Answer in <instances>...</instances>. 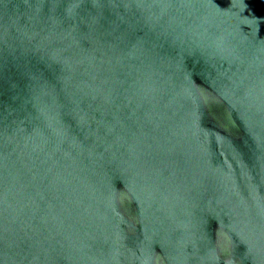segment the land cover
Listing matches in <instances>:
<instances>
[{
    "label": "water",
    "instance_id": "95a60500",
    "mask_svg": "<svg viewBox=\"0 0 264 264\" xmlns=\"http://www.w3.org/2000/svg\"><path fill=\"white\" fill-rule=\"evenodd\" d=\"M0 264H264V0H0Z\"/></svg>",
    "mask_w": 264,
    "mask_h": 264
}]
</instances>
